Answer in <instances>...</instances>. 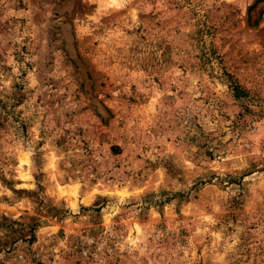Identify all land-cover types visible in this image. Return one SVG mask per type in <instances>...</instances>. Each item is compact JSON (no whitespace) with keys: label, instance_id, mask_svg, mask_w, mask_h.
Returning <instances> with one entry per match:
<instances>
[{"label":"rangeland","instance_id":"374dc122","mask_svg":"<svg viewBox=\"0 0 264 264\" xmlns=\"http://www.w3.org/2000/svg\"><path fill=\"white\" fill-rule=\"evenodd\" d=\"M0 264H264V0H0Z\"/></svg>","mask_w":264,"mask_h":264},{"label":"trees","instance_id":"16d2710c","mask_svg":"<svg viewBox=\"0 0 264 264\" xmlns=\"http://www.w3.org/2000/svg\"><path fill=\"white\" fill-rule=\"evenodd\" d=\"M232 86H233V89H236L237 90L236 85H232Z\"/></svg>","mask_w":264,"mask_h":264}]
</instances>
